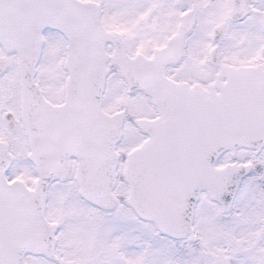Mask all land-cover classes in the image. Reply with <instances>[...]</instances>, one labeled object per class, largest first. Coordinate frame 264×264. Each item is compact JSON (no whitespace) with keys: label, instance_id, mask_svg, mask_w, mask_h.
Instances as JSON below:
<instances>
[{"label":"snow or ice","instance_id":"1","mask_svg":"<svg viewBox=\"0 0 264 264\" xmlns=\"http://www.w3.org/2000/svg\"><path fill=\"white\" fill-rule=\"evenodd\" d=\"M0 264H264V0H0Z\"/></svg>","mask_w":264,"mask_h":264}]
</instances>
